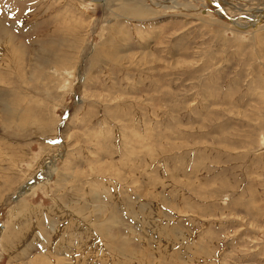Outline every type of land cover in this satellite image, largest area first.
Listing matches in <instances>:
<instances>
[{"label": "rangeland", "instance_id": "1", "mask_svg": "<svg viewBox=\"0 0 264 264\" xmlns=\"http://www.w3.org/2000/svg\"><path fill=\"white\" fill-rule=\"evenodd\" d=\"M213 1L0 0V264H264V0Z\"/></svg>", "mask_w": 264, "mask_h": 264}, {"label": "bare ground", "instance_id": "2", "mask_svg": "<svg viewBox=\"0 0 264 264\" xmlns=\"http://www.w3.org/2000/svg\"><path fill=\"white\" fill-rule=\"evenodd\" d=\"M90 1V0H89ZM93 1H103V0H93ZM153 1V0H152ZM158 1H161V0H158ZM212 2H216V1H213V0H211ZM125 3V2H124ZM171 3V2H170ZM128 4V3H127ZM263 12H264V9H258L257 11H254V13H252L251 15H249L248 16V18H249V22L248 23H250L252 26H254L256 23H258V22H261V20H260V18L263 16ZM127 13V12H126ZM223 14V13H222ZM238 20V19H237ZM248 21V20H247ZM232 23L236 26V27H239V28H241L242 26H244V24H242V23H240V22H236L235 20H232ZM249 24V25H250ZM51 174H52V171H49L48 173H47V175H48V177H50L51 176ZM47 175L45 176V177H47ZM39 176V175H38ZM46 180H47V178H46ZM44 182V181H43ZM44 184V183H43ZM42 184V185H43ZM41 185V183L39 182V183H32L30 186H28L27 187V191H30V190H32V189H34L36 186H38V187H40V186H42ZM2 232V231H1Z\"/></svg>", "mask_w": 264, "mask_h": 264}, {"label": "water", "instance_id": "3", "mask_svg": "<svg viewBox=\"0 0 264 264\" xmlns=\"http://www.w3.org/2000/svg\"><path fill=\"white\" fill-rule=\"evenodd\" d=\"M221 12H222V13H224L222 10H221ZM224 15H225V14H224ZM225 16H226V15H225ZM226 17H227V19H229V17H228V16H226ZM230 21H231V20H230Z\"/></svg>", "mask_w": 264, "mask_h": 264}, {"label": "snow or ice", "instance_id": "4", "mask_svg": "<svg viewBox=\"0 0 264 264\" xmlns=\"http://www.w3.org/2000/svg\"><path fill=\"white\" fill-rule=\"evenodd\" d=\"M52 142L55 143L56 141L53 140Z\"/></svg>", "mask_w": 264, "mask_h": 264}]
</instances>
